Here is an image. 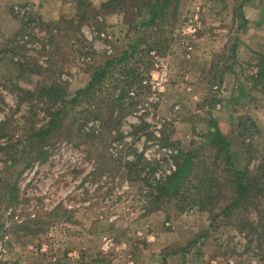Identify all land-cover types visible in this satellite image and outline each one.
<instances>
[{"label": "rangeland", "instance_id": "1", "mask_svg": "<svg viewBox=\"0 0 264 264\" xmlns=\"http://www.w3.org/2000/svg\"><path fill=\"white\" fill-rule=\"evenodd\" d=\"M62 1L66 11L29 35L35 46L20 43L22 31L0 32V264H264L263 229L258 239L233 221L211 225L198 202L176 203L189 181L163 205L145 194L147 176L174 170L180 150L196 152L191 184L214 174L215 127L233 167H245L247 149L250 168L264 158V93L252 80L264 63V6L259 15L256 0H178L152 26L144 0ZM130 46L136 55L111 66L91 102H67V133L46 144L48 159L29 161L24 145L48 108L60 110ZM127 68L142 79L120 100L116 130ZM48 86L65 96L49 104L37 93Z\"/></svg>", "mask_w": 264, "mask_h": 264}, {"label": "trees", "instance_id": "2", "mask_svg": "<svg viewBox=\"0 0 264 264\" xmlns=\"http://www.w3.org/2000/svg\"><path fill=\"white\" fill-rule=\"evenodd\" d=\"M142 1L143 0H138L136 3L138 4V2ZM248 1L251 0H244L243 4ZM177 6L178 0L143 1V7L147 10L149 16V24L152 26H156L159 19L160 22L163 21L170 11L172 12L177 9ZM242 6L243 5L240 6V12L238 15L244 21V24H246V20L242 12ZM136 53V47L130 46V51H124L120 57H115L106 62L102 68L97 69L92 74L87 85L75 92L73 98L68 101L61 100V97L65 96V94L62 93L63 91L58 86H48L39 89L37 93L40 98L42 97L41 99L47 100L49 104L61 100L63 101V107L54 112L50 111L49 107V118L47 123L37 130L34 128L31 129V132L27 137L28 142L24 145V147L27 148V152H25V154L29 155V161L38 159L42 161L47 160L49 155L45 150L46 144L52 143L54 137L58 133H67L63 128L67 102L72 106L79 105L82 100L88 103L91 102L95 98L96 93L100 92V87L104 85V81L112 74L113 69H111V66L115 64H123V66H125L126 60L134 57ZM124 71H127L124 75L126 78V82H124L125 91L123 89L117 102H114L115 105L113 108L118 110L116 116L112 114L113 112L110 114L112 115L111 119L113 121L112 123H114V129L116 130L119 125V120L124 115V109L121 108L120 100L129 94L130 88L137 83H141L140 80L142 79L137 68H127ZM252 80L264 93V63H260L258 65L257 73L252 77ZM20 94L22 98L25 96L28 97L27 99L32 98L33 96L35 97V93L31 91L21 90ZM92 115L93 117H97L96 115H98V112L95 115ZM211 130H213V132L211 134L212 138L210 139V145L216 148V153L218 154V156L213 159L214 168L216 170H214V174H212L213 172L210 174L204 173L200 176L201 179L197 186L195 184H191L192 174L195 169L194 160L196 159V152H182L180 150L171 156L173 161H176L174 170H170L169 173L159 178L150 177L151 175L147 176V190L145 191V194L148 193L151 196L153 191H155V196H151V200H153L156 205H163L166 201L176 197V194L181 192L179 189H181L185 182L189 181V189H182L180 196H177L176 203L178 205H180V202L183 201H186L187 205H191L192 203L196 205V202H198V204H200L198 207H203V210L210 214L211 225H219L223 221L229 223L233 221L235 222L236 227L239 228L240 232L245 230L250 235H253L254 233L257 238L260 239L258 231L263 229L262 231L264 233V217L262 216L264 211H259V217L257 214L256 217L252 214L257 213L255 211L256 209L261 208L262 204H260V200L264 197V158L260 159L254 168H250L249 163L252 159V155L249 149H247L246 154L248 159L245 167L242 169L233 167L234 165L229 157L230 143L216 127ZM79 131L83 133V130L80 128ZM92 136L94 137L96 135L92 134ZM163 141L170 142L165 138L161 140V142ZM246 147L249 148V146ZM135 156L137 159L141 158L140 155L135 154ZM12 160L16 159L12 158ZM219 162L223 164L224 168L222 170L218 166ZM134 163V161H127L124 166L129 168L134 166ZM28 164H30V162H27V165ZM209 194L214 195V198L211 201L212 204L208 203L210 201V198L208 197ZM217 201L219 203L222 202V205L220 203V206L216 207ZM225 201L226 203L224 204ZM182 209L183 208L181 206L180 210L182 211Z\"/></svg>", "mask_w": 264, "mask_h": 264}, {"label": "crops", "instance_id": "3", "mask_svg": "<svg viewBox=\"0 0 264 264\" xmlns=\"http://www.w3.org/2000/svg\"><path fill=\"white\" fill-rule=\"evenodd\" d=\"M256 4L254 9L259 15H262L260 8L264 6V0H256ZM67 8L62 0H0V32L11 29L13 31L10 33L20 34L22 31V40L28 33V26L31 22H35L38 26L39 20L51 21L58 14H63ZM259 20L260 18H258Z\"/></svg>", "mask_w": 264, "mask_h": 264}, {"label": "built area", "instance_id": "4", "mask_svg": "<svg viewBox=\"0 0 264 264\" xmlns=\"http://www.w3.org/2000/svg\"><path fill=\"white\" fill-rule=\"evenodd\" d=\"M19 10H20V9H19ZM19 10H18V11H19ZM20 12L23 13V11H20ZM28 28H29L28 33L25 34L24 37L22 38V40H21V44L24 43L26 46H35L34 43H31V42H30V36H29V35H32V34H34V33H37V29H36L37 26H36L35 22H31V23L29 24ZM23 39H24V41H23Z\"/></svg>", "mask_w": 264, "mask_h": 264}]
</instances>
